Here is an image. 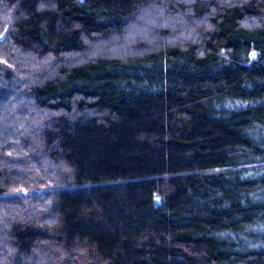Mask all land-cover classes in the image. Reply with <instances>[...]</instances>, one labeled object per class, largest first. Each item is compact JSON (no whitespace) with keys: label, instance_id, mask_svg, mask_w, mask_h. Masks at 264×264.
Instances as JSON below:
<instances>
[{"label":"trees","instance_id":"16d2710c","mask_svg":"<svg viewBox=\"0 0 264 264\" xmlns=\"http://www.w3.org/2000/svg\"><path fill=\"white\" fill-rule=\"evenodd\" d=\"M0 264H264V0H0Z\"/></svg>","mask_w":264,"mask_h":264},{"label":"rangeland","instance_id":"374dc122","mask_svg":"<svg viewBox=\"0 0 264 264\" xmlns=\"http://www.w3.org/2000/svg\"><path fill=\"white\" fill-rule=\"evenodd\" d=\"M142 23L147 24V26H150L152 24V22L148 21L147 19H145L144 21H142ZM152 26H153V24H152Z\"/></svg>","mask_w":264,"mask_h":264}]
</instances>
